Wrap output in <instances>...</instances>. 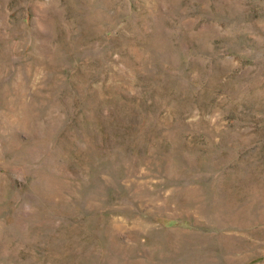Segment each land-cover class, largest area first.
I'll return each instance as SVG.
<instances>
[{"label":"rangeland","instance_id":"obj_1","mask_svg":"<svg viewBox=\"0 0 264 264\" xmlns=\"http://www.w3.org/2000/svg\"><path fill=\"white\" fill-rule=\"evenodd\" d=\"M0 264H264V0H0Z\"/></svg>","mask_w":264,"mask_h":264}]
</instances>
